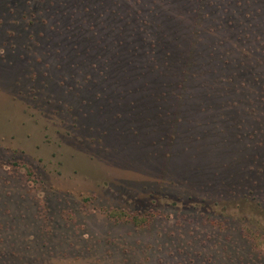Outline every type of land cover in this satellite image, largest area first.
I'll use <instances>...</instances> for the list:
<instances>
[{
    "label": "rangeland",
    "instance_id": "374dc122",
    "mask_svg": "<svg viewBox=\"0 0 264 264\" xmlns=\"http://www.w3.org/2000/svg\"><path fill=\"white\" fill-rule=\"evenodd\" d=\"M131 3L0 0V264H264V29L224 40L239 79L108 93L81 8Z\"/></svg>",
    "mask_w": 264,
    "mask_h": 264
},
{
    "label": "trees",
    "instance_id": "16d2710c",
    "mask_svg": "<svg viewBox=\"0 0 264 264\" xmlns=\"http://www.w3.org/2000/svg\"><path fill=\"white\" fill-rule=\"evenodd\" d=\"M231 1L132 0L125 11L123 9L124 13L121 9L117 12L113 9L107 13L103 19L108 30L101 35L96 28L98 16L96 6L91 8L85 5L81 11L86 12L87 15H84L87 18H92L89 25L94 31L88 37L81 39L84 46L81 51L84 54L93 52V56L101 59L102 69H99L98 73L102 75L104 81H107L105 87L95 88L110 93L115 92L110 89L112 85L128 86L139 79L147 80L145 83H149V81L157 82L162 76H166L172 79L179 78L177 80L184 83L185 78L189 76H202L208 73L215 75L216 78L230 76L232 80L253 73L254 66L251 65L253 61H258V58L254 57L253 61L248 62L251 65L244 67V56L250 54L245 50L242 59L233 57L221 61V48L224 46V40L229 39L228 36L237 38L241 30L249 31L252 35H256L257 39L261 38L264 29V26L261 27V23L264 22L261 17L264 14L259 6H264V0H237L235 3ZM250 2L258 5L248 10L246 8H249ZM233 5L236 8H233ZM112 14H115V19L112 18ZM224 24L226 27H223ZM129 25L132 26L130 30ZM220 27L224 29L221 32L218 30ZM232 29L235 30L230 33ZM115 30L116 35H113ZM127 32L128 34L131 32L129 41H126ZM224 32H229L230 35H221ZM209 33L214 36L211 37ZM105 36L108 37V43L100 44V50L92 44L94 41L100 43L99 39L104 40ZM78 56L80 50L76 52L75 58ZM219 72L221 74H218ZM145 85L142 84L141 87ZM170 85L172 84L165 88ZM173 86L186 89V85L183 84H173ZM129 89L128 93H135L139 87L134 85ZM172 104L176 107H189L192 103L188 105L182 98L180 103ZM154 107L155 105L151 106L152 109Z\"/></svg>",
    "mask_w": 264,
    "mask_h": 264
}]
</instances>
